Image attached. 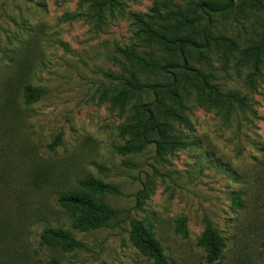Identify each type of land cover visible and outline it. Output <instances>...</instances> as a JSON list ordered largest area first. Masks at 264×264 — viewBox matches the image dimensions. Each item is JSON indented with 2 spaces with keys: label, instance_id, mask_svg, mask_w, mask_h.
Here are the masks:
<instances>
[{
  "label": "rangeland",
  "instance_id": "1",
  "mask_svg": "<svg viewBox=\"0 0 264 264\" xmlns=\"http://www.w3.org/2000/svg\"><path fill=\"white\" fill-rule=\"evenodd\" d=\"M156 1L119 0L99 27L82 0H0L1 264H155L134 247L132 220L153 231L170 264H207V221L226 243L216 264H264V68L249 89V70L234 62L224 70L212 55L214 83L247 98L249 109L228 118L191 100L181 129L188 147L162 157L154 147L117 151L128 141L126 119L103 100L104 88L120 72L117 47L134 42L130 15L149 14ZM235 1L213 29L243 46L264 33V8ZM29 89L45 95L29 103ZM90 177L118 188L98 200L124 213L109 228L81 232L57 198ZM47 227L85 247L46 248Z\"/></svg>",
  "mask_w": 264,
  "mask_h": 264
},
{
  "label": "trees",
  "instance_id": "2",
  "mask_svg": "<svg viewBox=\"0 0 264 264\" xmlns=\"http://www.w3.org/2000/svg\"><path fill=\"white\" fill-rule=\"evenodd\" d=\"M91 18L101 27L107 14L121 5L119 0H82ZM235 0H157L149 14H131L136 29L134 42L117 47L119 74H108L110 85L103 100L112 111L126 119L121 128L128 141L117 151L137 156L154 147L157 156L188 147L181 129L189 127L186 102L194 100L230 118L249 109L248 99L238 92H223L208 71L210 57L221 56L224 70L235 67L249 70L245 85L253 89L264 68V33L239 45L234 38L217 34L213 19L230 14ZM241 6L264 8L260 0H242ZM208 71V72H207ZM41 90L29 89V103L43 97ZM80 192H66L58 205L72 218L73 228L81 232L109 228L123 211L98 200L99 196L118 195L117 187L88 178L79 184ZM146 198L142 191L139 196ZM134 247L155 264H170L153 231L138 220L131 221ZM40 240L48 249L69 253L83 249V243L61 228L47 227ZM206 263L216 264L226 248L225 240L207 221L200 241ZM1 264V263H0ZM46 264H60L52 259Z\"/></svg>",
  "mask_w": 264,
  "mask_h": 264
}]
</instances>
